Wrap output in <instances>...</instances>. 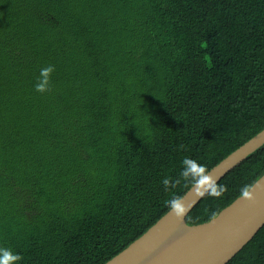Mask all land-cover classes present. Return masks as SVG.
<instances>
[{
    "label": "trees",
    "instance_id": "16d2710c",
    "mask_svg": "<svg viewBox=\"0 0 264 264\" xmlns=\"http://www.w3.org/2000/svg\"><path fill=\"white\" fill-rule=\"evenodd\" d=\"M263 129L264 0H0V249L16 264H105L192 187L185 157L210 171ZM262 175L264 145L186 222ZM227 264H264V226Z\"/></svg>",
    "mask_w": 264,
    "mask_h": 264
},
{
    "label": "water",
    "instance_id": "95a60500",
    "mask_svg": "<svg viewBox=\"0 0 264 264\" xmlns=\"http://www.w3.org/2000/svg\"><path fill=\"white\" fill-rule=\"evenodd\" d=\"M264 145V129L209 172L219 182L227 172ZM252 202L235 199L215 218L191 225L185 220L201 200L193 186L182 196L191 208L183 219L171 209L141 237L105 264H227L264 226V175L253 185ZM204 197V196H203Z\"/></svg>",
    "mask_w": 264,
    "mask_h": 264
},
{
    "label": "clouds",
    "instance_id": "9594fccd",
    "mask_svg": "<svg viewBox=\"0 0 264 264\" xmlns=\"http://www.w3.org/2000/svg\"><path fill=\"white\" fill-rule=\"evenodd\" d=\"M54 66L49 65L41 70V80L35 86V90L39 93H44L48 90L50 83V76L54 72ZM184 168L180 175L186 181L192 183L194 189V195L197 199L203 197L205 194L219 198L227 191V187L224 185H218L216 180L218 177H214L203 165H200L196 160L185 157L183 160ZM165 190L169 187L174 188L179 180L172 181L170 178L162 180ZM254 188L250 185L241 189V197L243 200L252 202L255 200L253 196ZM171 209L172 214L177 219H183L185 214L191 208V204L185 203V198L182 196H174L171 200L165 202ZM217 214H213L215 218ZM22 257L19 254H13L10 249H0V264H16Z\"/></svg>",
    "mask_w": 264,
    "mask_h": 264
}]
</instances>
